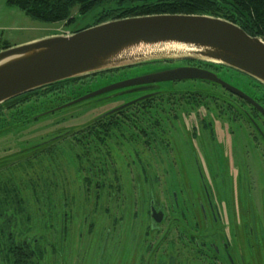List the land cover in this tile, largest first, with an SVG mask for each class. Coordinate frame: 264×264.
<instances>
[{
    "label": "rangeland",
    "instance_id": "obj_1",
    "mask_svg": "<svg viewBox=\"0 0 264 264\" xmlns=\"http://www.w3.org/2000/svg\"><path fill=\"white\" fill-rule=\"evenodd\" d=\"M117 8L109 2L85 15L74 8L72 23H45L0 0V51L3 46L14 48L92 27ZM162 48L140 46L137 52H170ZM177 63L187 61L154 62L84 77L72 89H55L1 110L0 264H14L11 249L22 242L34 253L27 264H165L178 249L175 264H201L191 248L183 249L175 240L164 242L162 230L154 237L147 205L150 195L164 204L170 200L172 189L177 191L178 170L190 184L187 189L182 181L180 197L186 201L203 196L191 156L196 153L199 162L204 160L202 150H215L214 139L226 147L229 161L247 155L255 179H260L251 193L258 213L264 179L258 158L264 144L254 141L253 136H261L247 121L260 125L263 120L251 109L250 119L243 116L238 106L244 103L219 85L199 80L154 84L148 101L99 124L96 118L136 95H100L65 106L112 83ZM216 75L254 101L264 98L261 88L242 76L223 70ZM260 128L264 136V126ZM158 153L168 158L159 161ZM228 166L233 169L229 162ZM227 175L236 199L234 169ZM186 207L188 230L193 219L188 203ZM230 209L233 217H243L234 206ZM168 213L170 222L178 217L173 210Z\"/></svg>",
    "mask_w": 264,
    "mask_h": 264
},
{
    "label": "water",
    "instance_id": "obj_2",
    "mask_svg": "<svg viewBox=\"0 0 264 264\" xmlns=\"http://www.w3.org/2000/svg\"><path fill=\"white\" fill-rule=\"evenodd\" d=\"M179 45L181 48L174 50ZM140 46L164 47L163 50L170 52L163 53L180 56H161V50L137 52ZM147 55L151 57L146 58ZM173 61H197L224 66L264 86L263 39L250 36L239 26L217 17L160 14L111 20L69 35H53L1 50L0 104L65 80L154 62ZM185 80L217 84L264 117V108L251 97L214 72L197 67H176L112 83L76 98L65 106L115 90Z\"/></svg>",
    "mask_w": 264,
    "mask_h": 264
},
{
    "label": "flooded vegetation",
    "instance_id": "obj_3",
    "mask_svg": "<svg viewBox=\"0 0 264 264\" xmlns=\"http://www.w3.org/2000/svg\"><path fill=\"white\" fill-rule=\"evenodd\" d=\"M176 67L203 68L195 63L187 62L182 63L181 65L178 63L177 65H168L167 67L155 72ZM150 86L154 87V85H143L115 90L103 94V96L110 94L108 97H115L118 99L127 95L136 96L127 102L119 104L99 117L110 113H120L123 108L116 111L113 110L123 106L124 104L137 101L139 99H148L149 96L152 95L149 94L150 89H143L139 91L135 90L131 92H129V90L147 88ZM255 101L257 102V100ZM238 107L242 110V115L246 118L250 119L249 111L251 109L256 113H252L253 116L261 117L264 121V117L249 104L245 106L240 105ZM246 109H248V111ZM263 121L260 120V125L255 124L252 120L251 122L247 121V123H251L253 128L256 129L257 133L261 136L260 138L259 136H253L252 138L254 141L259 142L261 140L264 144V136L260 130V127L264 126L262 125L264 124ZM214 141L215 142L211 140V142L216 145V151L212 147L209 152L202 150L204 155L202 158L204 160L199 162L198 159H196V153H192L191 156L192 166L194 168V178L197 180L198 185H200L203 196H199L195 200H191L189 197L186 201L180 197V193L182 191V181L184 180L181 176L183 171L178 170L179 178L176 180L177 191L172 189L170 200H167L166 204L154 201L152 195L149 197L147 205L149 231L155 233L154 237H157V234L162 230L163 233L161 235V239L164 242L168 240H175L182 245L181 248H191L193 252L192 257L197 259V261L201 264H250V262L254 260L257 261L256 264H264V179L261 184L263 188L260 192V204L258 203L257 205L259 207L258 213L255 215L254 201L251 193L253 187L257 185V182L259 183L260 179H255L256 175L254 168L251 169L249 162L246 161L248 158L247 155L242 154L241 158L229 161L225 157L226 147L224 145L220 146L215 139ZM206 144L211 146L209 142H206ZM215 154H218V158L214 156ZM155 157L159 158V161L163 162L165 158H168V155L160 156V153H158ZM258 159L264 168V154H260ZM240 160H243V162H240ZM162 162H159L158 164ZM228 162L233 167L236 174V199L232 189L227 186V184L229 185L227 172H232L233 170L230 166H228ZM156 168H158V166ZM186 184L188 189L190 184L185 182V185ZM184 188L187 190L186 187ZM229 195H231L232 201ZM187 203L189 205V210L192 213L190 216L191 221L193 219V223L189 226L188 230L186 227L185 216V207ZM233 206L237 209L238 214H244L243 217H239L238 219L231 215L230 207ZM170 210H173L178 214V217L173 218L171 222L169 221L168 215ZM191 230L193 231V234L189 233ZM159 245L160 244H158V246ZM179 251L180 250L178 249L175 252L176 254L168 256L165 264H175L177 255H180Z\"/></svg>",
    "mask_w": 264,
    "mask_h": 264
},
{
    "label": "trees",
    "instance_id": "obj_4",
    "mask_svg": "<svg viewBox=\"0 0 264 264\" xmlns=\"http://www.w3.org/2000/svg\"><path fill=\"white\" fill-rule=\"evenodd\" d=\"M109 2L116 3L118 8L106 14V16L97 24L106 22V20L111 21L127 17L160 14L206 15L229 21L239 26L248 35L259 37L264 40V0H6L7 5L16 7L26 16L45 23L63 21L72 23V18L70 16L71 11L74 8L77 9V14L85 15L95 7H99L102 4ZM8 47L9 46H3L2 49H6ZM189 62L202 66L207 70L215 72L216 74H219V72L223 70L242 76L253 83V85L261 88L264 92L263 85L235 70L205 62ZM127 69L129 68H122L110 72L113 74L116 73L115 71L121 72L122 70L125 71ZM82 78L84 77L57 82L5 101L0 104V112L3 108H9L13 104H18V102H27V100L31 97H37L41 94L54 91L55 89H72L75 81ZM79 90L80 88H78L75 92H78ZM72 94H74V92ZM149 99L150 96L148 99L135 101L123 108L121 111L146 102ZM256 100L262 107H264V98H258ZM243 103L244 105H247L246 102ZM252 113L256 114L253 110ZM115 114L116 113H110L96 118L95 123L99 124L101 121L107 120ZM11 256L14 259V264H27L28 259L34 256V253L28 243L22 242L20 245L11 249Z\"/></svg>",
    "mask_w": 264,
    "mask_h": 264
},
{
    "label": "bare ground",
    "instance_id": "obj_5",
    "mask_svg": "<svg viewBox=\"0 0 264 264\" xmlns=\"http://www.w3.org/2000/svg\"><path fill=\"white\" fill-rule=\"evenodd\" d=\"M181 48V46H175L174 50H179Z\"/></svg>",
    "mask_w": 264,
    "mask_h": 264
}]
</instances>
